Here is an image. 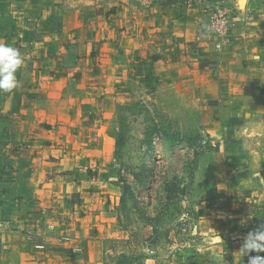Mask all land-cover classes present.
I'll list each match as a JSON object with an SVG mask.
<instances>
[{
  "label": "crops",
  "instance_id": "0c3cea01",
  "mask_svg": "<svg viewBox=\"0 0 264 264\" xmlns=\"http://www.w3.org/2000/svg\"><path fill=\"white\" fill-rule=\"evenodd\" d=\"M212 1L233 14L220 47L180 0H0V42L24 57L0 91V264H106L127 235L115 112L139 99L183 112L206 143L190 199L166 212L196 234L177 264L264 257L239 252L264 223V0Z\"/></svg>",
  "mask_w": 264,
  "mask_h": 264
},
{
  "label": "rangeland",
  "instance_id": "374dc122",
  "mask_svg": "<svg viewBox=\"0 0 264 264\" xmlns=\"http://www.w3.org/2000/svg\"><path fill=\"white\" fill-rule=\"evenodd\" d=\"M174 114L184 113L148 99L116 109L114 164L127 187L116 213L127 235L114 240L106 264H177L188 247L189 221H170L166 212L190 199L193 168L206 143L193 120Z\"/></svg>",
  "mask_w": 264,
  "mask_h": 264
},
{
  "label": "clouds",
  "instance_id": "9594fccd",
  "mask_svg": "<svg viewBox=\"0 0 264 264\" xmlns=\"http://www.w3.org/2000/svg\"><path fill=\"white\" fill-rule=\"evenodd\" d=\"M23 64L24 57L17 48L0 42V91L12 92L19 86L16 73ZM253 251L264 252V223L246 234L239 250L242 256ZM248 264H264V257L249 256Z\"/></svg>",
  "mask_w": 264,
  "mask_h": 264
},
{
  "label": "built area",
  "instance_id": "2783aa9c",
  "mask_svg": "<svg viewBox=\"0 0 264 264\" xmlns=\"http://www.w3.org/2000/svg\"><path fill=\"white\" fill-rule=\"evenodd\" d=\"M137 8L144 10H153L156 6L162 4L163 0H130ZM181 4L186 6H196L200 9L207 18V28L210 33L217 39L216 46L220 45L227 40V35L232 24L233 14L230 13L225 7L220 4L213 3L212 0H180ZM212 207V206H211ZM215 205L213 206V208ZM179 221H187V219L181 218ZM52 228L53 225H49ZM184 230V228H183ZM192 227L189 231V238L194 237L196 234ZM68 239V237H64ZM37 247L42 248V244H36Z\"/></svg>",
  "mask_w": 264,
  "mask_h": 264
},
{
  "label": "trees",
  "instance_id": "16d2710c",
  "mask_svg": "<svg viewBox=\"0 0 264 264\" xmlns=\"http://www.w3.org/2000/svg\"><path fill=\"white\" fill-rule=\"evenodd\" d=\"M122 181V180H121ZM126 191H127V187H124V192L126 193Z\"/></svg>",
  "mask_w": 264,
  "mask_h": 264
}]
</instances>
